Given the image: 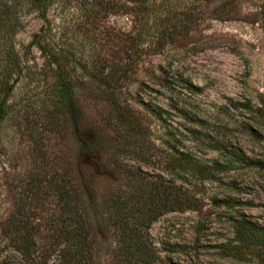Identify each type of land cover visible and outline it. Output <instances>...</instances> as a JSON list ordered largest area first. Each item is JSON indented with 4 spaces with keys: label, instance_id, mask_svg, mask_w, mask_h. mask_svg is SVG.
<instances>
[{
    "label": "rangeland",
    "instance_id": "374dc122",
    "mask_svg": "<svg viewBox=\"0 0 264 264\" xmlns=\"http://www.w3.org/2000/svg\"><path fill=\"white\" fill-rule=\"evenodd\" d=\"M94 1L103 0H46L40 12L32 0H0V88L12 89L0 123V217L8 211L36 219L46 214L47 206L35 199L51 151L75 150L67 121L56 145L51 139L57 131L48 118L56 66L49 54L69 56L81 107L110 116L96 80L118 62L129 63L130 48L114 58L111 47L115 35L130 34L133 24L124 14L107 13L100 15L101 29L88 27L90 14L101 7ZM155 2L164 37L156 42L142 30L145 40L122 89L155 152L146 161L138 150L127 162L164 180L173 177L154 160L173 150L220 168L210 170L207 181L173 179L196 200L195 209L168 213L149 227L156 264H262L256 247L238 245L233 232L240 222L264 228V0ZM108 54L107 65L101 58ZM84 67L90 82L82 81ZM88 121L82 118L83 125Z\"/></svg>",
    "mask_w": 264,
    "mask_h": 264
},
{
    "label": "trees",
    "instance_id": "16d2710c",
    "mask_svg": "<svg viewBox=\"0 0 264 264\" xmlns=\"http://www.w3.org/2000/svg\"><path fill=\"white\" fill-rule=\"evenodd\" d=\"M45 1L32 0V4L37 11L44 12ZM99 3V13L90 14L87 19L88 27L101 29V16L107 13L124 14L133 24L130 34L115 35L111 47L114 58L130 48L129 63L118 62L112 66V73L96 80L99 86L95 91L110 116H99L100 110L93 113L85 104L81 107L75 86L78 79L71 75L69 56L49 54L56 69L48 118L57 130L49 134L56 145L58 131L67 121L74 134L75 150L51 151V167L46 178H41L35 199L42 208L47 206L46 214L36 219L8 211L0 217V238L5 245L0 264H156L159 258L149 238V227L160 217L188 211L196 203L174 185L173 179L207 181L210 170H220L216 165L208 168L173 148L174 152L165 155L164 160H154L165 176L173 177L171 180L150 177L128 164L127 158L138 150L146 161L154 156L149 152L155 151L143 140L141 119L130 110L123 84L137 59V48L145 40L142 30L158 37L157 42L164 37V28L155 0L94 1ZM91 37L100 41L99 36ZM36 45L41 53L47 52ZM109 56H102L104 64L110 63ZM82 71V81L90 82V70L84 67ZM166 75L163 73L159 80L165 83ZM11 91L8 86L0 88V123L9 111L7 100ZM86 116L89 123L83 125L82 118ZM233 235H238V245L256 247L264 264V228L240 222Z\"/></svg>",
    "mask_w": 264,
    "mask_h": 264
}]
</instances>
